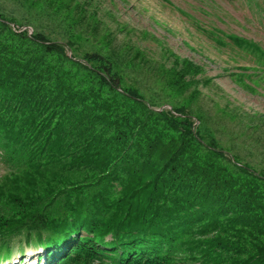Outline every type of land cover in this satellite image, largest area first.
<instances>
[{"label":"trees","instance_id":"1","mask_svg":"<svg viewBox=\"0 0 264 264\" xmlns=\"http://www.w3.org/2000/svg\"><path fill=\"white\" fill-rule=\"evenodd\" d=\"M27 4L64 23L67 36L0 7V160L9 167L0 181V264L28 248L43 250L39 264H264V169L231 159L191 105L154 109L128 85L127 72L150 56L115 44L85 0ZM84 36L95 43L76 56L74 40ZM226 38L264 59L257 42ZM167 54L170 65L148 68L199 99L212 78ZM258 119L248 127L263 129L264 141Z\"/></svg>","mask_w":264,"mask_h":264},{"label":"rangeland","instance_id":"2","mask_svg":"<svg viewBox=\"0 0 264 264\" xmlns=\"http://www.w3.org/2000/svg\"><path fill=\"white\" fill-rule=\"evenodd\" d=\"M85 1L87 7L96 9L98 18L116 34L115 44L123 40L127 44L133 43L150 56V63L127 72L128 85L139 88L154 109L168 110L172 105L182 103L191 105L192 117L203 115L205 127L217 136L223 151L231 159L239 154L244 163L248 162L258 170L264 169V141L257 138L263 129L257 133L248 127L258 124V117H264V59L260 52L239 49L226 38V35L236 34L251 39L264 51V0ZM27 3L0 0V7L16 20H33L35 24L43 25L49 35L64 41L67 36L65 24L45 17L39 6L31 7ZM45 9L49 10L47 5ZM25 29L31 32L33 26L26 23ZM77 39L74 40L78 42L76 56L82 51H90L95 43L92 37ZM71 52L68 50L67 54ZM168 52L201 65L203 73L198 77L212 78L211 83L200 84L203 95L199 99L188 101V94L175 92L158 72L151 69H156L158 63L170 65L173 57ZM238 72L245 73L241 76L243 81L236 76ZM225 105L228 106L227 115L220 111ZM8 169L0 160V181Z\"/></svg>","mask_w":264,"mask_h":264}]
</instances>
